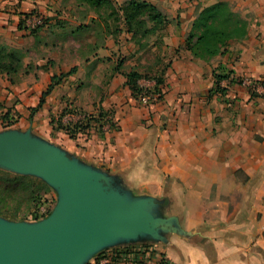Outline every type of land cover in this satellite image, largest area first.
Instances as JSON below:
<instances>
[{
  "label": "crops",
  "instance_id": "0c3cea01",
  "mask_svg": "<svg viewBox=\"0 0 264 264\" xmlns=\"http://www.w3.org/2000/svg\"><path fill=\"white\" fill-rule=\"evenodd\" d=\"M61 1L0 0V45H37L43 54L39 79L28 81L21 108L37 107L52 76L75 69L31 119L19 109L22 120L9 131L25 133L99 173L121 196L124 211L140 202L139 213L168 226L158 229L162 238L144 231L119 238L83 264L122 248H131L136 261L121 264H264V90L253 92L239 81L250 77L264 83V0H219L247 20L248 31L209 59L194 56L186 46L204 8H196L201 0L169 5L153 0L165 16L160 56L146 35L128 29L118 5L117 33L105 27L99 33L93 16L75 20L66 15L87 13L90 5ZM202 1L206 7L218 0ZM60 10L67 23L54 16ZM32 11L46 14L50 24L30 35L24 18ZM159 57L166 92L144 107L133 96L127 74L143 75ZM222 75L230 77L217 86ZM68 107L90 114L103 109L113 115L116 127L103 131L94 126L88 138H73L60 126L69 116L59 121Z\"/></svg>",
  "mask_w": 264,
  "mask_h": 264
},
{
  "label": "water",
  "instance_id": "95a60500",
  "mask_svg": "<svg viewBox=\"0 0 264 264\" xmlns=\"http://www.w3.org/2000/svg\"><path fill=\"white\" fill-rule=\"evenodd\" d=\"M0 166L42 175L62 192L54 213L41 223L0 222V264H83L92 252L119 238L140 231L162 238L158 229L168 228L139 213L140 202L124 211L121 196L99 173L30 140L25 133L0 134Z\"/></svg>",
  "mask_w": 264,
  "mask_h": 264
},
{
  "label": "rangeland",
  "instance_id": "374dc122",
  "mask_svg": "<svg viewBox=\"0 0 264 264\" xmlns=\"http://www.w3.org/2000/svg\"><path fill=\"white\" fill-rule=\"evenodd\" d=\"M127 1L129 0H113V3H103L96 4L91 0H63L61 1V5L65 6L69 5H78V6H86L90 5L91 9H88L87 13H80L79 11H70L66 12L68 18L72 17L75 20H79L81 17L85 18L89 15L93 16V24H95L98 32L101 33L100 30L105 27L109 29L114 34L117 33L118 29L116 27L121 25V17L115 10L114 4L118 5L119 8L125 6ZM149 2H153V0H147ZM166 5L173 4L175 0H164ZM204 2L201 0L200 3L196 4L197 10H201V8L205 7ZM54 13H57L54 11ZM53 13V14H54ZM52 14V15H53ZM65 14L63 10H60L59 13L54 15L58 17V20H65L67 23V19L60 18ZM46 16V14H45ZM47 17V16H46ZM45 17L44 25L38 27L35 30H39L48 24L49 18ZM50 17V16H49ZM142 19H147V12H144L142 15ZM71 22V21H70ZM98 22V23H96ZM62 24V23H60ZM152 22H147V28L152 26ZM68 26V25H67ZM146 27L143 25L140 28L139 34H143L146 31ZM33 30V31H35ZM36 31V32H37ZM163 33L164 27L163 24L156 28L153 32H148L146 34L148 44H152V46L157 47V51H159V56L163 50ZM31 35V32H28ZM153 42V43H151ZM5 45V44H4ZM4 49L2 51L3 56H7L11 50L16 51L17 55L21 58V66L18 68L16 74L8 75L6 72H0V134L9 131L10 126L15 123H20L22 120V114L20 110L22 109L24 112H29V119L35 114L33 108L29 107L26 109L21 108V104L23 101L21 99V95L25 93L28 88L29 80H38V60H40L41 55L37 50V45L32 48H22L11 45L3 46ZM35 49L32 53L31 50ZM161 50V51H160ZM44 58H46L44 56ZM162 57H159V61H156V64L149 65V68L144 72V78H161V74L163 69V65L161 64ZM8 61V58H6ZM152 63V62H151ZM155 66L157 69H154ZM75 71V69H74ZM20 109V110H19ZM73 111V108H69ZM97 110V109H96ZM99 110L92 115H96L97 118L92 119V125H96V121H99L98 125H102L104 120L108 118V116H113L111 113L104 111V117H99ZM76 111V109H74ZM78 112V111H77ZM77 112H68L66 115L75 114ZM83 114L86 112L81 111ZM80 112V113H81ZM90 114V113H88ZM77 116V115H76ZM75 118H78L76 117ZM106 116V117H105ZM55 121L58 119H54ZM66 123H69V118H66ZM11 123V124H10ZM101 130H103L102 126H100ZM1 171L7 172L9 175H23V179H15L13 181H0V222L6 225H15V224H24V225H36L47 220L56 210L59 203L62 201V192L60 188L52 183H50L46 177L36 174V173H27L21 174L15 172L13 170L7 169L5 167L0 166ZM101 255V254H100ZM94 262V261H93Z\"/></svg>",
  "mask_w": 264,
  "mask_h": 264
},
{
  "label": "trees",
  "instance_id": "16d2710c",
  "mask_svg": "<svg viewBox=\"0 0 264 264\" xmlns=\"http://www.w3.org/2000/svg\"><path fill=\"white\" fill-rule=\"evenodd\" d=\"M91 1L95 2L96 4L113 3V0ZM121 10L124 13L128 29L132 31L135 35L139 34L141 26H147L148 21L153 22V25L149 26L148 28L146 27V31L143 33V35H146L148 32H153L154 30H156L157 27L164 24L165 21V16L158 10V8L152 2H149L147 0H129L127 1L125 6L121 7ZM144 12H147V19H142V15ZM33 13L34 11L26 13L25 17L30 16ZM36 31L37 30L32 31L31 33H35ZM247 31V20L242 17L238 12L234 11L228 2L218 0L217 2L210 4L204 7L201 11H199L198 15L194 20L192 29L186 37V46L193 53L194 56L202 59H209L218 54L223 53L225 51V46L230 39L244 38L247 35ZM3 46L5 45H0V72H6L8 75L16 74L18 68L21 66V58L17 55L16 51L14 50H11L7 56H3ZM6 58H8V61H6ZM73 71L74 69H71L70 71L62 73L61 75L52 76L51 83L43 92L39 105L33 108V111H36L43 105L47 95L52 92V90L60 82L62 77L71 74ZM144 77L145 76L141 74L139 75L136 71H132L127 74L128 84L132 90L133 96H135L136 98L141 92L139 80ZM229 77L230 75L217 76V86L220 84L223 78ZM158 81L165 83L162 74L161 78H158ZM68 112L80 113L81 111H74V109L72 111L71 109L66 108L59 116V121H61V118ZM104 115L105 112L103 111V109H100L99 117L102 118L104 117ZM85 116L86 120L83 122H69L65 124L61 123L60 126L61 128H64L66 133L73 138L76 137L77 132H84L85 130L91 129L94 126H98L99 128L100 126H102L101 124L98 125V123H100L99 121H96V125H92V119L97 118L96 115L85 113ZM54 121L55 120L53 118V122ZM20 178L23 179L25 177H23V175H9L7 172L0 170V181H13L15 179ZM105 253L107 252H103V254ZM99 257L100 255L97 258ZM133 259L135 262V255L133 256ZM161 261L167 264L165 260Z\"/></svg>",
  "mask_w": 264,
  "mask_h": 264
},
{
  "label": "built area",
  "instance_id": "2783aa9c",
  "mask_svg": "<svg viewBox=\"0 0 264 264\" xmlns=\"http://www.w3.org/2000/svg\"><path fill=\"white\" fill-rule=\"evenodd\" d=\"M45 16L42 13L34 12L30 16L24 18V29L28 32H32L38 27L44 25ZM243 85L253 91L264 90V83L255 80L250 77H245L239 80ZM141 92L136 98L144 107H151L160 101L166 92L165 83L159 82L156 78H142L139 80ZM77 115V116H76ZM69 121L73 123L83 122L86 120V116L83 113H75L68 115ZM78 117V118H75ZM106 117V116H105ZM116 127V122L113 117L108 116L102 123L103 131H107ZM91 129H87L84 132H77L75 138H88ZM134 251L130 248L115 249L105 254H101L99 258L95 259L92 264H121L127 262H133ZM155 264H165L163 261L156 262Z\"/></svg>",
  "mask_w": 264,
  "mask_h": 264
}]
</instances>
